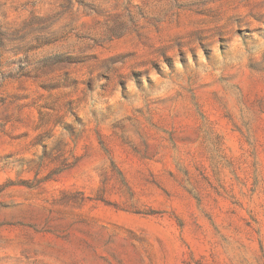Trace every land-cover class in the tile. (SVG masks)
I'll return each mask as SVG.
<instances>
[{
    "label": "rangeland",
    "instance_id": "rangeland-1",
    "mask_svg": "<svg viewBox=\"0 0 264 264\" xmlns=\"http://www.w3.org/2000/svg\"><path fill=\"white\" fill-rule=\"evenodd\" d=\"M0 264H264V0H0Z\"/></svg>",
    "mask_w": 264,
    "mask_h": 264
}]
</instances>
